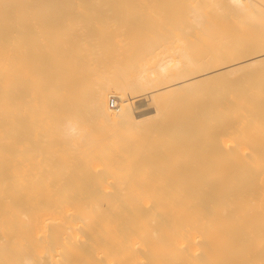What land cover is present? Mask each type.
I'll return each mask as SVG.
<instances>
[{"label": "bare ground", "instance_id": "bare-ground-1", "mask_svg": "<svg viewBox=\"0 0 264 264\" xmlns=\"http://www.w3.org/2000/svg\"><path fill=\"white\" fill-rule=\"evenodd\" d=\"M0 264H264V0H0Z\"/></svg>", "mask_w": 264, "mask_h": 264}, {"label": "rangeland", "instance_id": "rangeland-1", "mask_svg": "<svg viewBox=\"0 0 264 264\" xmlns=\"http://www.w3.org/2000/svg\"><path fill=\"white\" fill-rule=\"evenodd\" d=\"M129 67H130V66L128 65V67H127L126 69H129ZM112 97H113V96H109L108 99H107V102L109 103L108 106H109L110 109H114V108L116 107V106H115V107H112L111 104H110V99H111ZM117 100H118V99H117ZM136 105H137V103H136ZM137 108H140V107H137Z\"/></svg>", "mask_w": 264, "mask_h": 264}, {"label": "built area", "instance_id": "built-area-1", "mask_svg": "<svg viewBox=\"0 0 264 264\" xmlns=\"http://www.w3.org/2000/svg\"><path fill=\"white\" fill-rule=\"evenodd\" d=\"M110 104H111V106H115L116 102H114V100H112Z\"/></svg>", "mask_w": 264, "mask_h": 264}]
</instances>
